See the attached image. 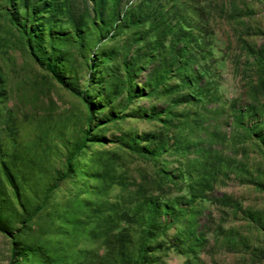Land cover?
<instances>
[{"label":"rangeland","instance_id":"374dc122","mask_svg":"<svg viewBox=\"0 0 264 264\" xmlns=\"http://www.w3.org/2000/svg\"><path fill=\"white\" fill-rule=\"evenodd\" d=\"M259 119L264 0H0V264H264Z\"/></svg>","mask_w":264,"mask_h":264},{"label":"trees","instance_id":"16d2710c","mask_svg":"<svg viewBox=\"0 0 264 264\" xmlns=\"http://www.w3.org/2000/svg\"><path fill=\"white\" fill-rule=\"evenodd\" d=\"M27 40L29 41V37L27 38ZM44 68L46 71H48L53 77L54 79L63 86V88L67 89L68 91H70L73 95H75L76 97H78L79 99H81L87 106H89V103L86 102L85 98L83 97L82 94L73 91L72 89H70L56 74L55 72V66H54V62L53 61H46L44 64ZM259 86H262V82H259ZM89 118V117H88ZM257 128V132H253V129ZM247 131L250 132V136L253 137L258 144H260L263 148V152H264V120H258L256 121V123H254V125L250 126L249 128H247ZM69 162V159L66 161V164ZM167 203H152V211H151V215H158L159 211L163 210V211H167L168 210V205H166ZM137 212V211H135ZM143 217V215H140ZM140 235L142 234L141 232L139 233ZM144 248L143 247H138L137 248V253H136V260L134 261L133 264H146V262H144L141 259V254L144 252Z\"/></svg>","mask_w":264,"mask_h":264}]
</instances>
